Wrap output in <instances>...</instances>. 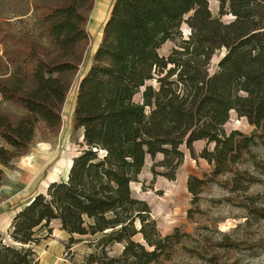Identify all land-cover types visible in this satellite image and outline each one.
<instances>
[{"label":"trees","instance_id":"obj_1","mask_svg":"<svg viewBox=\"0 0 264 264\" xmlns=\"http://www.w3.org/2000/svg\"><path fill=\"white\" fill-rule=\"evenodd\" d=\"M215 1L217 16L209 0H113L76 87L72 121L81 136L78 154L65 177L14 208L9 242H0V264H38L36 248L51 237L53 226L69 236L68 250L88 242V253L71 264L170 259L189 235L178 228L162 237L131 185L148 159L153 179L175 181L182 147L212 166L202 179L187 177L191 206L224 175L231 177L221 186L231 193H246L257 181L238 165L249 161L251 169L264 172L253 151L264 148V0ZM94 4L35 0L39 34L0 35V183L4 170L29 153L39 130L52 138L60 130L90 40L86 28ZM226 16L232 19L224 22ZM168 42L172 49L160 55ZM4 103L23 113L5 111ZM232 112L253 126L250 135L225 131ZM200 141L205 148L197 155L193 144ZM247 210L264 218L262 209ZM191 215L189 210L187 218Z\"/></svg>","mask_w":264,"mask_h":264},{"label":"rangeland","instance_id":"obj_2","mask_svg":"<svg viewBox=\"0 0 264 264\" xmlns=\"http://www.w3.org/2000/svg\"><path fill=\"white\" fill-rule=\"evenodd\" d=\"M98 1L100 0H95L87 23L90 40L64 104L60 130L54 138L42 134L39 130L29 153L16 159L10 169L4 170L0 183V214L5 217L4 224L0 226L1 243H8V228L15 215L14 208L36 194L45 193L50 183L65 177L72 158L78 154L81 136L73 129L72 121L76 87L92 62V55L101 39L98 36L102 34L103 24L110 14L113 2L101 0L104 6L99 12L96 11ZM34 2L35 0H0V35L8 32L10 35L21 36L27 33L36 37L39 27L32 11ZM217 6L215 0H209V8L214 16L218 14ZM231 19L227 16L222 18L224 22ZM182 32L183 36L187 35L185 27ZM172 47V43H166L160 48L159 54L166 56ZM2 108L17 115L23 113L21 109L9 103L2 104ZM230 116L229 122L224 126L225 131L238 130L246 135L254 131L253 126H249L244 118L236 116L233 112ZM193 147L198 155L205 148V142H196ZM182 150L183 164L177 171L175 181L163 177L153 179L150 170L152 162L148 159L137 178L138 181L131 185L133 195L145 201L151 209V217L162 237L178 228L181 233L190 237L183 238L182 243L172 250L171 258L160 264H212L211 257H214L218 264H264V218L258 214L251 216L247 210V207L253 205L262 209L264 214V172L251 169L250 162L244 161L238 168L249 169L257 180L249 186L248 192H229L221 184L231 176L224 175L218 179V183L209 184L204 189L197 207L191 206L193 197L187 192V177L194 175L202 179L210 173L212 166L200 158L194 160L185 148L182 147ZM253 151L256 161L264 163V148L259 146ZM157 160H161V157ZM189 210L192 211L191 219L187 218ZM53 227L51 237L43 240L36 248L38 264H71L70 259L78 262L88 253L87 241L75 243L68 250L69 236L58 226ZM135 239L142 242L140 236ZM225 242L231 245L225 246ZM120 250L121 246L118 245L111 249V253L117 255Z\"/></svg>","mask_w":264,"mask_h":264},{"label":"crops","instance_id":"obj_3","mask_svg":"<svg viewBox=\"0 0 264 264\" xmlns=\"http://www.w3.org/2000/svg\"><path fill=\"white\" fill-rule=\"evenodd\" d=\"M104 5H102V1L100 0V1H98V4H97V8H96V11H101V8L103 7ZM95 11V12H96ZM93 16H94V14H93ZM93 16H92V18H93ZM103 17H104V14H103ZM91 18V19H92ZM92 22V21H91ZM92 23H95V21H93ZM98 38L100 39L101 38V34L98 36ZM4 221H5V217L4 216H2L1 214H0V226H2L3 224H4ZM4 241V240H3ZM8 242H9V238H8Z\"/></svg>","mask_w":264,"mask_h":264},{"label":"water","instance_id":"obj_4","mask_svg":"<svg viewBox=\"0 0 264 264\" xmlns=\"http://www.w3.org/2000/svg\"><path fill=\"white\" fill-rule=\"evenodd\" d=\"M70 166V165H69Z\"/></svg>","mask_w":264,"mask_h":264}]
</instances>
